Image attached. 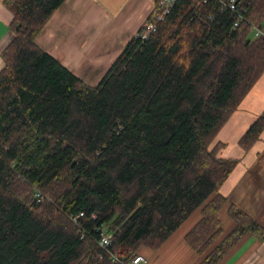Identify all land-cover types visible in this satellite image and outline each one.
Returning a JSON list of instances; mask_svg holds the SVG:
<instances>
[{"label":"trees","instance_id":"16d2710c","mask_svg":"<svg viewBox=\"0 0 264 264\" xmlns=\"http://www.w3.org/2000/svg\"><path fill=\"white\" fill-rule=\"evenodd\" d=\"M230 1L178 0L90 86L36 42L66 0H7L15 37L0 72V264H128L199 210L186 241L207 254L200 264H217L246 235L264 239L220 193L237 162L213 146L264 74V37L254 36L264 0H237L235 11ZM263 131L264 113L240 145ZM226 208L235 226L225 235Z\"/></svg>","mask_w":264,"mask_h":264},{"label":"crops","instance_id":"0c3cea01","mask_svg":"<svg viewBox=\"0 0 264 264\" xmlns=\"http://www.w3.org/2000/svg\"><path fill=\"white\" fill-rule=\"evenodd\" d=\"M155 0H66L51 16L37 44L90 86H97L127 44L148 21ZM7 0H0V72L3 52L15 35ZM264 113V74L221 129L213 144L223 143L219 157L237 162L220 193L264 227V131L249 149L240 140ZM225 235L235 226L227 208L220 217ZM202 219L197 211L161 247L142 248V264H200L186 236ZM220 242V241H219ZM257 252H253V251ZM217 264H264V239L246 235Z\"/></svg>","mask_w":264,"mask_h":264},{"label":"built area","instance_id":"2783aa9c","mask_svg":"<svg viewBox=\"0 0 264 264\" xmlns=\"http://www.w3.org/2000/svg\"><path fill=\"white\" fill-rule=\"evenodd\" d=\"M178 0H155V6L152 12H154L155 21H147L144 25V30L141 34H137L136 36H139L143 39H147L150 34L154 33L156 31V21H162L164 18L171 12V10L174 8L176 2ZM227 6L232 10L235 11L237 9V0H231L230 3L227 4ZM254 36L256 38L264 37V25L263 27H255L254 29ZM83 216V214L81 215ZM74 221H77L76 219ZM112 238L111 234L108 233H102L100 244L102 247H107L110 245V240ZM115 261H118V256H115ZM146 262V258L142 255L137 256L135 259H133L128 264H142Z\"/></svg>","mask_w":264,"mask_h":264},{"label":"rangeland","instance_id":"374dc122","mask_svg":"<svg viewBox=\"0 0 264 264\" xmlns=\"http://www.w3.org/2000/svg\"><path fill=\"white\" fill-rule=\"evenodd\" d=\"M221 218H222V216H221ZM222 220H223V219H222ZM253 252H257V251L254 250Z\"/></svg>","mask_w":264,"mask_h":264}]
</instances>
